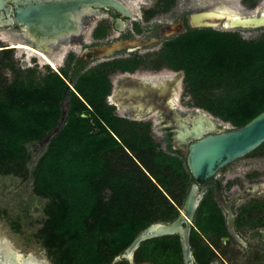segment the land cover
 I'll use <instances>...</instances> for the list:
<instances>
[{
	"label": "trees",
	"instance_id": "trees-1",
	"mask_svg": "<svg viewBox=\"0 0 264 264\" xmlns=\"http://www.w3.org/2000/svg\"><path fill=\"white\" fill-rule=\"evenodd\" d=\"M175 1L159 5L166 11ZM259 1L242 3L253 9ZM157 59L184 71L195 107L233 128L264 110V31L246 40L234 31L190 29L167 42ZM45 69L42 76L21 69L11 49L0 51V175L31 179L45 201L35 236L53 264H128L114 260L140 231L179 215L190 184L185 162L159 150L147 124L114 115L100 68L82 75L75 70L72 90L69 69ZM5 70L11 81L3 78ZM65 102L63 126L30 168L28 147L36 150L59 125ZM84 111L90 119L76 116ZM134 261L182 264L178 237L141 243Z\"/></svg>",
	"mask_w": 264,
	"mask_h": 264
},
{
	"label": "flooded vegetation",
	"instance_id": "flooded-vegetation-1",
	"mask_svg": "<svg viewBox=\"0 0 264 264\" xmlns=\"http://www.w3.org/2000/svg\"><path fill=\"white\" fill-rule=\"evenodd\" d=\"M177 1L166 11L159 5V0L143 5L138 19L133 17L134 14L129 9L128 16H122L111 9H101L82 19L80 35L41 45L26 37L22 28L17 25L1 27L0 32L11 30L16 37L26 39L34 49L47 54L70 43H78L79 55H74V59L68 61L69 54L59 71L55 70L59 73L69 69L66 81L68 87L74 82L72 76L75 70L80 69L78 73L82 75L100 68L110 84L105 101L108 106L114 107V115L130 122L147 124L149 136L158 148L184 160L186 166L183 155L186 147L177 148L173 137L179 130L182 118L192 116L196 109L181 112L180 96L189 95L185 90L184 71L174 70L157 57L167 42L185 35L190 29H212L193 28L190 16L207 11L214 3L203 0V7L181 11ZM92 20H96L91 34L92 42L84 43L83 28L89 26ZM213 30L222 31L218 28ZM130 39H136L138 43L109 57L97 58L93 50L115 41ZM232 128L229 123L220 124L217 132ZM263 161L264 155L258 163L260 166L254 163L248 165V171L243 172L242 177L237 175L239 169H235L231 162L204 186H198L199 203L189 234L192 264H264ZM193 183L190 175L187 193ZM138 248L133 252L132 260H126L128 264H144L134 261ZM11 261L13 260L10 259ZM0 262L4 264L1 260Z\"/></svg>",
	"mask_w": 264,
	"mask_h": 264
},
{
	"label": "water",
	"instance_id": "water-1",
	"mask_svg": "<svg viewBox=\"0 0 264 264\" xmlns=\"http://www.w3.org/2000/svg\"><path fill=\"white\" fill-rule=\"evenodd\" d=\"M101 9H111L122 16L129 15L128 8L120 0H0V28L17 25L22 28L26 37L41 45L80 35L82 19ZM190 24L193 28L220 27L222 31L260 30L264 29V12L258 11L256 15L244 14L239 6L224 1L212 4L207 11L192 14ZM136 43V39L119 40L93 50L97 58H105L124 48H132ZM22 66H26V61L22 62ZM69 88L72 89L71 86ZM67 108L68 103L65 102L59 125L41 145L55 136L63 126ZM76 116L91 118L89 111ZM179 125L173 139L177 148L186 147L183 155L194 180L183 208L173 222L154 223L140 231L114 262L122 259L131 261L133 252L147 240L177 235L183 264H192L189 234L199 203L198 186H204L221 168L264 143V110L245 125L224 132H217L220 123L201 110L182 118ZM229 227L231 230V217ZM6 264L16 263L11 261ZM22 264L37 263L27 260Z\"/></svg>",
	"mask_w": 264,
	"mask_h": 264
},
{
	"label": "rangeland",
	"instance_id": "rangeland-1",
	"mask_svg": "<svg viewBox=\"0 0 264 264\" xmlns=\"http://www.w3.org/2000/svg\"><path fill=\"white\" fill-rule=\"evenodd\" d=\"M128 9L134 14V18L138 19L141 15L140 10L143 5L150 4L154 0H120ZM235 4L240 7L241 12L244 14L256 15L258 11L264 12V0L257 3L255 8L249 9L246 7L242 0H234ZM203 0H178L177 4L181 11H191L197 7H203ZM213 3V2H212ZM202 5V6H201ZM132 14V15H133ZM96 21V20H95ZM92 20L89 26L83 28V41L89 43L91 41V34L96 25V22ZM220 30V27H217ZM264 29H245L235 30L243 39L249 40L257 38ZM15 44H22L29 48L44 54L47 58L52 60L55 64L53 68L50 64L45 63L39 56H34L26 50L13 49L11 46ZM70 45L61 47L57 51L52 53H43L34 49L26 39L18 38L11 30H5L0 32V51L2 49H12L13 61L17 63V67L26 69H36L40 76L45 73V67H49L51 71H59V67L63 66L66 57L69 54L79 55L80 48L78 43L76 45ZM26 61V66H22V62ZM3 78L7 81L13 79V75L9 70L2 71ZM68 81V80H66ZM72 86V83L70 84ZM180 108L184 113L187 110H201L193 104L191 95L180 96ZM213 120L220 124L227 122L222 121L220 118L215 117L208 113ZM43 145L38 144L37 149L29 146V152L31 153V160L29 167H33L40 153L42 152ZM162 151V148H158ZM264 155V147L257 149L237 159L232 164L234 168H238L237 175L243 176L246 173L247 166L254 163L257 165L261 162V156ZM264 162V161H263ZM259 165V164H258ZM260 166V165H259ZM244 172V173H243ZM242 182V180H240ZM45 201L40 197H37L33 191L32 181L29 178H23L12 175H0V250L2 247L8 248L13 254L19 255L20 259L17 263L22 264L27 260L37 262L39 264H53L39 240L36 239L37 230L41 228L44 215L43 207ZM144 264H151L149 262H143ZM142 264V263H141ZM238 264V263H237ZM240 264V263H239Z\"/></svg>",
	"mask_w": 264,
	"mask_h": 264
},
{
	"label": "bare ground",
	"instance_id": "bare-ground-1",
	"mask_svg": "<svg viewBox=\"0 0 264 264\" xmlns=\"http://www.w3.org/2000/svg\"><path fill=\"white\" fill-rule=\"evenodd\" d=\"M224 1H228L229 4L234 5L235 2L234 0H211L210 3H218V2H224ZM12 48H16V49H22V50H26L27 52L31 53L34 56H39L45 63L50 64L53 68H55V64L52 60H50L49 58H47L44 54H41L31 48H29L28 46L22 45V44H15L11 46ZM9 259H12L13 261H15V263H17L20 259L19 255H15L13 254L8 248H3L0 250V260L2 261V263L6 264L8 262H10ZM1 264V262H0ZM39 264V263H38Z\"/></svg>",
	"mask_w": 264,
	"mask_h": 264
}]
</instances>
